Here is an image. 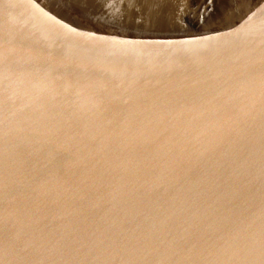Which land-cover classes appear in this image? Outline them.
Here are the masks:
<instances>
[{"label":"water","instance_id":"water-1","mask_svg":"<svg viewBox=\"0 0 264 264\" xmlns=\"http://www.w3.org/2000/svg\"><path fill=\"white\" fill-rule=\"evenodd\" d=\"M92 1L0 0V264H264V4Z\"/></svg>","mask_w":264,"mask_h":264},{"label":"bare ground","instance_id":"bare-ground-1","mask_svg":"<svg viewBox=\"0 0 264 264\" xmlns=\"http://www.w3.org/2000/svg\"><path fill=\"white\" fill-rule=\"evenodd\" d=\"M105 1H108V0H103L102 4H98L97 5V8L104 7L105 13H106L105 15L111 13V15L114 14L116 16L117 14H120L119 13L120 10L125 11V9H123V7H122V0L121 1L112 0L110 3H109L110 0L107 3ZM125 1L127 2V4L129 2V4L132 7H133V4L135 2H136L137 5H145L147 13H151L153 11H157V10H159L161 8H164L165 6H167V2H168V0H125ZM183 1H185V3H187V4H189L186 7V9L191 8V6H192V11L195 9V5H197L199 3L198 0H183ZM220 1H222V0H213V1L207 0V5L211 8L210 11L217 10ZM263 4H264V0H259L257 2L258 7L262 6ZM85 5H86V3H85ZM215 5H216V7H215ZM98 12H100V9L97 11V13ZM89 17H91V16H89ZM121 17L122 16H120V18ZM90 19H92V20L86 21V23L82 27V30L91 32V31L95 30L96 28H98L99 31H102V27H100V25H101L100 22L103 21V20H98L97 18H94V19L90 18ZM92 21L94 23H91ZM106 22H110V21H104L103 23H106ZM146 22H148V21H146ZM53 24L56 25L55 23H53ZM20 26H21V23H17L13 28H18ZM22 29L25 30L24 27ZM39 29H41L40 26H39ZM26 32H27V29H26ZM130 33H131V38H132L130 43H133V42L136 43L137 40H138L140 43L145 45V44H149L152 41V37L150 35H148L150 33H147L146 30H143V28H141L140 26H138L136 24L131 26ZM40 34H41V31H39V35ZM96 35H99V34H96ZM153 36H154V34H153ZM66 39H67V37H65L64 35L60 36V33L58 32V36H57V39H55V41L57 42V44H62L63 42L66 41ZM68 40H69V44H71L73 46V48L71 50H73L75 52L84 51L83 48L80 47L79 43H77V42H75L73 40H70V39H68ZM196 66H197V62L190 59V62L188 64H184L183 67H185L187 70H192V69L196 68ZM118 79H121V78L119 77ZM161 86H162L163 89L166 90V92L169 95V98H172L174 96L173 94L177 93L176 92L177 84L175 82H173V81L163 80L161 82ZM199 88H203V87L199 86ZM209 159H211V158H209ZM225 159L222 156L221 164H225ZM201 161L207 162L208 164H210L209 161L206 160V159H202ZM226 163H229V169L228 170L230 172H232V173H230V179L233 178V177H236L238 179L243 178V176H244L243 168L240 167L239 164H233V163H231L229 161L226 162ZM230 165H234V168H232V166L230 167ZM221 186L222 185L215 186V191L218 192V189H219V190H221L223 192L224 189H222ZM236 199H237V201L239 203L240 196L238 198H236ZM243 201H245V197H244ZM238 203H237V210L241 211V206H239Z\"/></svg>","mask_w":264,"mask_h":264},{"label":"rangeland","instance_id":"rangeland-1","mask_svg":"<svg viewBox=\"0 0 264 264\" xmlns=\"http://www.w3.org/2000/svg\"><path fill=\"white\" fill-rule=\"evenodd\" d=\"M52 1V3L55 1V0H51ZM57 1H60V0H57ZM109 1V0H108ZM112 0H110L109 1V3L111 2ZM117 1V0H116ZM119 1V0H118ZM181 0H174L173 1V3H168V6L169 7H173L174 9H175V11H177L178 9H180V8H182V3L180 2ZM103 3V0H98L97 2L96 1H92L91 2V6H92V11H90L91 13H93V10L94 9H96V7H97V5L98 4H102ZM136 3V2H135ZM55 5H57L56 3H54ZM130 4H129V2H128V4H127V2L125 1V0H122V7H123V9H129L130 8ZM184 9V8H183ZM145 10H146V8H144V9H136V11H134V13H139L140 14V16H141V18H140V21H141V23L142 24H144L146 21L143 19L144 18V16H146V14L147 13H145ZM186 9H184V11H185ZM120 11H123V10H120ZM120 11H119V13H120ZM174 11V12H175ZM170 15V14H169ZM119 17H120V14H117L116 16H114V18L112 19V20H110V22L108 23V22H106V23H102L101 25H100V27H102V31H106V29H107V31L106 32H108V33H111L112 32V29H111V25L112 24H114V22L117 20V19H119ZM174 21V20H173ZM154 23V22H153ZM145 26H149V24L148 23H146L145 24ZM155 37H156V35H155ZM154 37V38H155Z\"/></svg>","mask_w":264,"mask_h":264}]
</instances>
